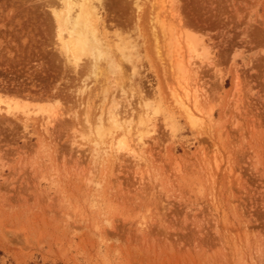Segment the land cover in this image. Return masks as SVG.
Wrapping results in <instances>:
<instances>
[{
	"label": "rangeland",
	"instance_id": "1",
	"mask_svg": "<svg viewBox=\"0 0 264 264\" xmlns=\"http://www.w3.org/2000/svg\"><path fill=\"white\" fill-rule=\"evenodd\" d=\"M48 1L0 0V95L17 89L25 99V93L38 96L42 87L43 98L32 104L26 98L31 116L46 118L43 110L55 105L56 95L67 106L62 113L77 109L81 122L91 100L92 120L101 108L106 112L112 96L124 106L111 73H105L113 88L106 101L90 80L95 92L74 105L80 83L59 64L50 15V8L59 7ZM138 5L144 42L131 32L132 4L107 10L106 31L130 34L145 46L141 76L133 88L125 78L122 89L134 113L149 112L153 130L144 119L136 124L137 114L123 118L134 122L137 135L124 144L128 149H116L120 130L99 142L83 125L75 131L49 128L50 140L39 117L26 127L21 116L0 120V264H264V0ZM110 33L108 39L116 41ZM184 34L203 45L199 59L181 49ZM189 60L196 73L188 81L191 88L178 64ZM43 64L52 75L41 74ZM136 82L141 101L128 96L137 95L129 92ZM193 89H200L203 110L195 128L174 101Z\"/></svg>",
	"mask_w": 264,
	"mask_h": 264
},
{
	"label": "bare ground",
	"instance_id": "2",
	"mask_svg": "<svg viewBox=\"0 0 264 264\" xmlns=\"http://www.w3.org/2000/svg\"><path fill=\"white\" fill-rule=\"evenodd\" d=\"M49 1H48V3H49ZM56 1L58 2L57 4H58L59 9L57 8V10H55L53 7V4H52L53 8H50V13H51L50 15H51V19H52V22L54 25L53 31L55 32V34L53 36L57 42L56 52L59 54V57L60 56L62 57L61 60H63V63H62V61H61V63H59V62L58 63L62 64L61 67L64 69V71L67 70L70 74H72L75 78H77V80H79V83H80V86L76 87V90L74 91L75 93L72 92L73 94H75V96L69 92L70 89L69 90L67 89V91L70 93L69 96L73 95L74 98L76 97L74 99V101L76 100V102L78 104H76V102L74 104L73 103L74 101L71 104L66 102V104L67 105L70 104L71 105V106L69 105L70 107H73L74 105L81 106V104H82L81 100L84 99L83 97L87 94L89 95V94H92L95 92V91L92 92L91 91V85L89 86L87 84V82L90 80L93 81L92 87H93V85L95 87L97 84H98L97 85L98 87L99 86L101 87V92H102L101 97L103 98V101H106V98H107L106 95L109 94V89L111 88V86H109L110 81L108 82L107 77L109 76L108 74L111 73V74H114L117 78V80H113L112 84H114L115 88H119V92H121L120 95L123 96L124 106L122 105L123 103L120 104L118 101H116L115 97H113L112 96L113 94L111 93L112 98L111 99L108 98V99H110V105L108 103L109 107L107 108L106 112H104L103 109L101 108L99 111V114H97L98 111L96 110L97 116L94 115V119L92 120L93 113L95 112V108H93L94 104L92 106L93 100H91L92 102L90 101V103L88 104L87 101H89V100L86 99L87 100L86 101L87 103H85L86 106H83V107H85L83 109V110H85V112L82 111V114H84L83 115L84 117H81V118H83L82 122H81V119L78 115L79 111H77V109L73 110L72 113H68V112H66L67 114L62 113L61 110L63 109V111H65L67 106L65 107L64 103L62 105L60 100H58V99L56 100L55 99L56 95H55L54 99L52 100V101L55 100L54 101L55 105H53V106H52V104L47 105L48 109L43 110L45 113L44 116H46V118L45 117L40 118L38 115L31 116L25 108H26V106L28 107V105H29L28 104L29 102H27L28 100H26V98L31 99V104H32V100H37V99L43 98V97H41V94L44 91L42 89V87H41V92L39 93L38 96L25 93L24 94V95H26L25 99H24V97L19 98V96H21V92H18L17 89L13 90L12 92H11V90L9 91V89H4L3 90L4 94L0 95V106L5 105V108L3 109L0 107V120H2V121L13 120L15 122L16 120H18L17 117L21 116L23 118V126L26 127L29 123L36 121V118L39 117L40 118L39 121H44V120L46 121V125L43 128L44 129L43 132L46 134L47 138H49L50 140L54 137H53L51 131L48 130L49 128L51 130L56 131V132H59V131L62 132L65 129L75 131L76 127L83 125V130H84V128H86V130H87L86 132H88L89 134H95L96 136H98L99 142L103 141V139L107 138L108 136L113 135L114 130H120L119 139L116 141L115 145H114L115 142H113V145L115 147H117L116 149H119L122 146L124 147L125 145H127L126 141H128V143H132V142H130L131 140H129V139H131V137L133 135H137V132H134V130H133V124H131L133 121L130 120L136 114L138 115V116L136 115V117L138 119V122L136 124L142 125L143 122L139 123L140 122L139 120L143 121L142 119H144V122L146 120V124L148 125L146 127L153 130V128H154L153 122L154 121L152 122V120H154V119L149 118V116H148L149 112L142 114V115H144L142 117L140 116V114H138L136 112L134 113L133 107L131 105L132 102H130V100H128L129 98L126 100V96H127L126 94L127 93L124 92L126 87L124 88V90L122 89V85L125 82V78H127L126 80H128V82H129V85H127L128 87L129 86L132 87V85L134 84L135 78L139 79V76H141L140 75V73H141L140 70L142 68L141 65H143L142 64L143 58L140 55L141 54L140 49L145 48V46H144V44L139 45L140 43L136 41L137 38H140L142 40V42H144V40H145L143 38V31L140 28V22H141V11L140 10H141V7L138 5V0H135V1L134 0L133 1H130V0H56ZM129 1L131 2L132 7H134V9H136V12H135L136 13V22L134 24L132 23L133 24L132 26H134V31H131L130 29L129 30L131 32L136 33V35L135 34L134 35H135V37L136 36L137 37L135 39L133 37L134 36L133 35L132 36L133 38H131L130 34L129 35L122 34L124 36H121L112 30L111 32L112 33L114 32V34H111L110 32L109 33L111 34V36L113 35L116 39V41H114V40L112 41V40L108 39L109 33H107V31H106V25H107V19H108L107 10L110 7L117 9V12L118 11L120 12V10L121 11L125 10L126 8L131 7V6H129L131 4H128ZM52 2H54V0H51L50 3H52ZM119 14H121V13H119ZM127 16H129V15H127ZM112 17L114 20L119 19V18L115 17L114 15L110 16V18H112ZM126 18H128V17H126ZM178 22H180V19H179V21H177V23ZM125 29L126 28H124V30ZM42 34H43V32H42ZM43 36H45V35H43ZM109 38H111V37H109ZM182 39L184 40V41H182V44H181V42H178V40H176V39H175L176 40L175 43H177L176 45H179V43H180L182 45V46H180V47H182L181 49L185 50V48H183V46H184L187 48L188 51L192 52L194 54L192 57V60L194 59V57L199 59V56H201V54H204L203 45L200 43L199 40L192 37L191 35L189 36L188 34L185 35V37L180 38L179 41ZM155 41H157V40H155ZM54 42H55V40H54ZM164 44H165V41H164ZM53 48H55V47H53ZM199 49L201 50V52L198 54ZM156 54H157V57L159 58L160 57L159 55L161 53H159V50H158V53H156ZM189 56L191 57L192 54ZM144 57H146V56H144ZM160 59L161 58H159L158 60H160ZM162 60L163 59H161V61ZM187 62H188V64L187 63L185 64L183 61L179 62L178 64L180 66L179 72L182 71L181 72L182 74L180 76H182L183 79L185 78L183 81L186 82L185 86L189 88L190 86L188 85V81L190 83H192L191 79L196 78L195 77L196 73H195V70L193 71V68H192L194 63L190 62V60ZM173 64H175V63H173ZM125 65L129 67L128 71H125V69H124ZM139 65H140V67H138ZM36 68H37V66H36ZM177 68H178V65H177ZM48 70H50V65L43 64V65H40V67H39V71L41 72V74H47L46 77L48 76V74L52 75V73L49 72ZM64 71H63V73H64ZM129 71H130V73L127 74ZM63 73H62V75H63ZM105 73L108 76H105ZM102 77H104V78H102ZM182 77H180V78H182ZM99 78H102L104 80L103 81L104 83L102 82L103 84H99L98 81L101 80ZM112 78H114V77H112ZM162 78H164V77H162ZM58 80H56V81H58ZM135 86H134L135 90L129 89V92H132V91L137 92L136 93L137 95H135L134 92H132L131 94H128V96L131 99H132L133 95L135 97L137 96L135 99H139L143 96L142 95L143 90H142L141 84L139 82H136ZM71 89L74 90V87L73 88L71 87ZM111 89H113V88H111ZM194 89H193V91L190 90L191 91L190 93L188 92V90H187V92L184 91L185 94L183 95L182 98L176 97L179 95H175L176 99L173 97L174 101H176V103H177L176 105L178 106L180 112L183 114V117L186 119V121L189 123V125L192 126V128H195V125L196 124L198 125V122H199L198 120H201L198 118L197 115L201 116L203 114L202 113L203 110H201V108H200L199 95L197 94L200 89L198 91L197 90L195 91ZM52 90H54V89H52ZM98 90H99V88H98ZM185 90H186V88H185ZM88 91H89V93H88ZM127 91H128V89H127ZM97 93H98V91H97ZM52 96L53 95H51V99H52ZM87 96H86V98H88ZM134 96H133V98H134ZM62 97H63L62 99L64 101H68V100H65V99H67L66 96L63 95ZM97 97H98V95H97ZM92 98L95 99L94 97H92ZM43 100H45V99H43ZM43 100H42V102H43ZM69 100H71V99H69ZM137 103H138V100H137ZM10 104L14 105V107L11 108ZM72 104H74V105L72 106ZM100 104H102V103L100 102ZM143 105L144 104H142V107H143ZM147 105H148V103H147ZM78 106H76V107L78 108ZM151 107H152V104H151ZM138 108H139V106H138ZM148 110H149V108H148ZM43 111H41V113ZM127 116L130 118L128 122H126V120L123 119V118L126 119ZM207 118H210L209 114H208ZM93 122H94V124H93ZM143 125H145V123ZM199 128H201V127H199ZM120 136H121V138H120ZM109 143H111V141ZM100 144H102V143H100ZM133 144L135 145L136 143H133ZM113 145L108 146L110 151H111V148L113 147ZM127 147H129V145ZM124 149H128V148H126V146H125ZM137 151H138V149H137ZM114 152H116V151L114 150ZM135 153H136V151H135ZM139 153H141V152H139ZM128 154H130V153H128Z\"/></svg>",
	"mask_w": 264,
	"mask_h": 264
}]
</instances>
